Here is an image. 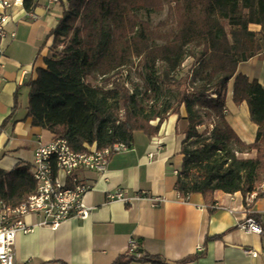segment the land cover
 <instances>
[{
    "label": "trees",
    "instance_id": "obj_1",
    "mask_svg": "<svg viewBox=\"0 0 264 264\" xmlns=\"http://www.w3.org/2000/svg\"><path fill=\"white\" fill-rule=\"evenodd\" d=\"M60 1L63 17L47 36V41L52 38L51 56L25 84L30 89L27 118L34 127L84 153L87 145L132 146L136 132L152 138L169 115H179L184 107L188 127L176 185L181 198L200 194L211 206L218 191L246 197L264 184V86L237 73L241 63L264 50V0ZM23 5L30 13L38 3L24 0ZM167 6L176 30L160 34L141 14L162 13ZM188 59L193 64L184 72ZM135 67L140 68L142 85L130 89L116 82ZM231 80L233 102H246L258 127L252 144H246L227 119ZM19 92L12 115L19 107ZM253 151L254 159L239 156ZM36 190L27 168L0 174V201L12 208ZM263 197L259 192L256 200ZM132 262L167 264L158 256L137 258L130 253L114 264Z\"/></svg>",
    "mask_w": 264,
    "mask_h": 264
},
{
    "label": "crops",
    "instance_id": "obj_2",
    "mask_svg": "<svg viewBox=\"0 0 264 264\" xmlns=\"http://www.w3.org/2000/svg\"><path fill=\"white\" fill-rule=\"evenodd\" d=\"M35 1L37 19L31 18L24 8L8 10L10 20L1 41L4 50V68L0 71L1 175L17 167L29 169L38 143L53 140L49 132L34 127L27 118L30 89L25 84L36 78L37 69L45 67L44 58L51 56L52 38L47 41V36L62 19L64 6L50 0ZM252 29L259 31L260 27ZM237 73L264 86V50L241 63ZM233 84L231 80L227 119L238 136L246 144H252L258 127L251 121L246 102L240 105L233 102ZM18 88L19 107L12 115ZM187 127V113L182 107L179 115L168 116L156 136L149 138L136 132L131 150L111 159L105 179L94 172H83L82 177L94 186L85 197L86 204L94 207L91 217L67 220L56 229L36 227L29 234L18 235L16 264H114L119 256L129 253L132 239L139 241L137 251L142 256H158L167 264H264V234H248L240 228L252 216L264 230V197L255 199L248 210L241 193L218 191L211 206L200 194L188 200L179 199L176 185L184 159L181 148ZM239 156L254 159L256 152ZM115 189L130 195L146 192L151 198L163 197L166 201L157 207L150 200L131 206L107 202L108 192ZM38 220L34 216L25 217L28 225ZM248 250L258 256L252 257ZM195 255L203 256L181 263Z\"/></svg>",
    "mask_w": 264,
    "mask_h": 264
},
{
    "label": "built area",
    "instance_id": "obj_3",
    "mask_svg": "<svg viewBox=\"0 0 264 264\" xmlns=\"http://www.w3.org/2000/svg\"><path fill=\"white\" fill-rule=\"evenodd\" d=\"M58 3L60 0H50ZM64 2L66 0H63ZM24 0H0V71L4 68V50L1 41L5 36V26L10 20L9 9L13 7L24 8ZM37 19L34 12L28 14ZM15 35H13L14 37ZM3 132L0 126V135ZM88 151L77 153L72 150L64 139H53L45 144L39 142L34 152V161L29 166V172L37 183L36 193L16 208L0 201V264H16L17 237L20 234H29L36 227L58 228L70 219L88 220L94 210L85 202V197L94 190L93 183L82 177L83 172H94L105 179L111 159L118 154L128 152L131 146L124 143H115L109 148L98 149L97 145L88 146ZM153 159L154 155H150ZM264 192V184L258 186L254 192L244 197L245 208ZM107 202L123 203L131 206L141 200H150L153 207L164 203L163 197L151 198L148 193L140 192L130 195L122 189H115L107 194ZM180 200L183 199L179 196ZM34 216L39 220L36 224L28 225L25 217ZM240 228L248 234L263 235L264 230L260 223L248 217ZM139 241H130L129 253L137 258L142 254L137 251ZM202 249V248H200ZM252 257L258 253L248 250Z\"/></svg>",
    "mask_w": 264,
    "mask_h": 264
},
{
    "label": "rangeland",
    "instance_id": "obj_4",
    "mask_svg": "<svg viewBox=\"0 0 264 264\" xmlns=\"http://www.w3.org/2000/svg\"><path fill=\"white\" fill-rule=\"evenodd\" d=\"M141 17L148 21L153 29H157L160 34L172 33L176 30L175 19L170 6H167L162 13H142ZM162 43V41H157V44ZM192 64L193 60L188 59L183 66L184 72H187ZM115 80L120 84H126L130 89H133L136 84L142 85L143 83L139 67L125 71L123 76H117Z\"/></svg>",
    "mask_w": 264,
    "mask_h": 264
}]
</instances>
